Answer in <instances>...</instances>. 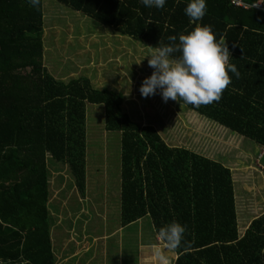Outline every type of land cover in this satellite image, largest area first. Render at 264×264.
<instances>
[{"label":"trees","instance_id":"obj_1","mask_svg":"<svg viewBox=\"0 0 264 264\" xmlns=\"http://www.w3.org/2000/svg\"><path fill=\"white\" fill-rule=\"evenodd\" d=\"M54 1L152 50L169 36L210 25L239 78L228 73L219 102H177L264 150V12L206 0L204 17L189 23L187 0H166L163 9L140 0ZM42 35V0L37 9L26 0H0V264L57 263L47 158L67 168L83 198L88 104L103 107L104 130L119 136L122 227L144 217L155 234L171 221L185 225L174 264H264V212L239 235L230 170L168 146L152 126L132 121L121 93L95 89L85 77L56 80L43 64Z\"/></svg>","mask_w":264,"mask_h":264},{"label":"rangeland","instance_id":"obj_2","mask_svg":"<svg viewBox=\"0 0 264 264\" xmlns=\"http://www.w3.org/2000/svg\"><path fill=\"white\" fill-rule=\"evenodd\" d=\"M42 12L43 64L48 73L63 82L85 77L95 89L121 93L122 109L129 118L152 126L168 146L194 151L228 167L234 184L237 229L242 235L249 222L264 212V150L177 101L163 102L159 92L142 98L138 89L153 71L145 57L152 49L54 0H42ZM119 152L118 134L104 130L103 107L86 105L85 198L76 191L67 168L47 158L49 198L61 203L51 202L54 226L73 224L77 231L102 235L119 227ZM76 215L82 219L73 222ZM149 225L148 218L130 225L122 238L123 248L118 247V237L103 246L97 242L90 253H81L80 262L116 264L122 257V264H132L129 254L133 253V241L139 240L136 230L152 232Z\"/></svg>","mask_w":264,"mask_h":264},{"label":"clouds","instance_id":"obj_3","mask_svg":"<svg viewBox=\"0 0 264 264\" xmlns=\"http://www.w3.org/2000/svg\"><path fill=\"white\" fill-rule=\"evenodd\" d=\"M26 3L37 9L40 0ZM140 3L146 8L163 9L166 0H140ZM183 11L189 23H195L206 14V0H187ZM168 41L145 56L153 71L138 89L142 98L159 92L163 102L182 100L186 105L199 107L219 102L231 83L229 72L239 78L236 66L229 62L231 56L225 40H217L210 25L197 24L178 37L169 36ZM174 53L179 55L174 57ZM185 231L186 226L177 221L156 230V239L162 244L157 252L159 264H170L168 253L181 246Z\"/></svg>","mask_w":264,"mask_h":264},{"label":"crops","instance_id":"obj_4","mask_svg":"<svg viewBox=\"0 0 264 264\" xmlns=\"http://www.w3.org/2000/svg\"><path fill=\"white\" fill-rule=\"evenodd\" d=\"M191 152L196 153L194 151H191ZM231 177H232V173H231ZM58 186L60 185L58 184ZM49 190H50V187H49ZM49 197H50V192H49ZM83 198H85V195ZM56 201L59 204L58 206H60L61 205V203L59 202L60 200H54V199L51 200L49 198V210L52 204H55ZM144 218H148V217H144ZM144 218L130 225L131 226L138 225L141 223V221ZM81 219H82L81 215H76L74 216V219L72 220L73 222L74 221L77 222ZM149 223H150L149 226L151 227L152 225H151L150 219H149ZM54 225H55V219L53 220L52 225H51L50 235H51L52 249H53L54 255L57 260L56 264L58 263L59 264H82L79 260L80 259L79 256L81 255L82 252L90 253V251L93 250V247L96 246L97 242L102 244L103 246V243L104 242L106 243V241L110 240V238L112 237H118L117 238L118 247L123 248L124 247L123 244L125 242L123 241L122 238L125 235L124 232H126V229L130 227V225L126 227H122V225L119 222V227L117 229H115L114 231L108 234L106 233V235H102V234H95V233L87 234L85 231H81V230L77 231V229H75L73 224L70 227L65 226L62 228L61 227L59 228L60 225L58 226H54ZM104 236L107 239H103ZM136 236L139 240L133 241V246H132L133 253L129 254V258H132L131 263L132 264H159L157 260V252L160 248H162V244L156 239V234L153 228H152V232H150L148 229L147 231H145L144 229H137ZM117 252L118 251L116 250L115 254ZM93 255L90 257V260L93 258ZM168 255L170 256V264H174V261L177 258V255L175 254L174 251L171 253H168ZM116 264H122V257L117 258Z\"/></svg>","mask_w":264,"mask_h":264},{"label":"built area","instance_id":"obj_5","mask_svg":"<svg viewBox=\"0 0 264 264\" xmlns=\"http://www.w3.org/2000/svg\"><path fill=\"white\" fill-rule=\"evenodd\" d=\"M227 4L233 8L241 9L244 11L256 10L264 12V0H257L252 3H247L245 0H224Z\"/></svg>","mask_w":264,"mask_h":264}]
</instances>
